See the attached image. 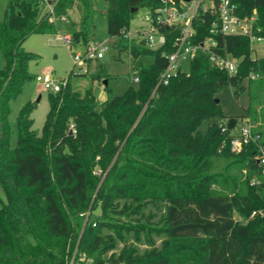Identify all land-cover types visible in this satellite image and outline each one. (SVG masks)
<instances>
[{"label":"trees","instance_id":"16d2710c","mask_svg":"<svg viewBox=\"0 0 264 264\" xmlns=\"http://www.w3.org/2000/svg\"><path fill=\"white\" fill-rule=\"evenodd\" d=\"M106 1L107 33L120 37L119 48L134 57L138 85L99 108L91 87L80 92L68 80L48 92L41 132L33 128L36 103L20 109L12 146L11 104L37 76L30 63L39 55L24 41L33 33H57L60 21L69 24V48L87 47L97 10L94 0H53V9L41 14L44 0H7L0 22V184L6 196L0 264H264V172L257 160L264 147V56H252L248 35L215 34V50L239 60L237 72L200 50L184 72L159 84L167 66L163 53L172 51L176 32L163 27L168 41L156 50L121 33L140 8L160 0ZM237 2L242 16L256 12L253 34L264 39V0ZM202 18L196 42L210 35ZM145 54L154 60L140 61ZM99 67L92 80L108 78ZM225 88L249 96L245 117L257 139L239 151L232 150L233 129L222 130L228 116L219 93ZM219 158L227 160L225 167L239 165L241 183L227 192L211 187V166ZM120 241L122 250L111 252Z\"/></svg>","mask_w":264,"mask_h":264},{"label":"rangeland","instance_id":"374dc122","mask_svg":"<svg viewBox=\"0 0 264 264\" xmlns=\"http://www.w3.org/2000/svg\"><path fill=\"white\" fill-rule=\"evenodd\" d=\"M53 1V0H52ZM7 0H0V22L4 18V9ZM97 14L95 16V27L93 30V41L96 45L105 44L109 47L103 58L90 62L80 61L75 62L73 53L84 51L86 47L72 46L69 48L68 43L64 39L69 32V24L66 22H58L59 30L54 34L33 33L23 43L26 50L32 51L39 55V58L31 61L30 71L32 74H40L51 72L54 78L58 81H68L73 89L80 92L85 91L88 87L92 88L93 94L98 102V107L103 108L104 104L113 99L115 96L122 95L130 86H137L135 81L136 70L133 67L134 57L129 51L120 49L118 44L120 37H112L107 33V1L94 0ZM50 0H44L41 5V14L50 9ZM147 10L140 8L135 18L130 24V31L142 26ZM255 15L256 12H254ZM253 47V57L264 56V39H251ZM156 50V49H152ZM144 63H151L154 60V55L145 54L139 58ZM239 60H237L238 63ZM4 65V58L0 55V69ZM104 67V73L108 74V78L92 80L91 75L99 70V66ZM87 69V72L85 71ZM107 80V83H105ZM247 81V80H246ZM245 81V83H246ZM48 92L42 88L41 84L35 79L28 80L25 83L24 91L18 98L12 102V113L9 121L12 126L11 145L17 143L18 133L16 130V119L20 109L28 102H35L36 107L33 111L34 125L33 128L41 132L47 113L49 111ZM221 100V108L223 113L229 117L236 118V126L233 129L234 133H239L240 127L245 123L246 108L249 106V96L247 91L235 96L231 88H225L219 93ZM209 121L205 120L200 125L199 130L205 132L208 128ZM73 132V131H72ZM211 166V187L216 192L230 191L234 184L239 185L242 178L239 176V168L237 163H233L225 167L227 160L219 158ZM231 178V180H229ZM228 187V188H226ZM6 200L5 193L0 184V202ZM98 211H96L97 213ZM139 248H145L147 245L143 242L130 241ZM157 245H160L158 241ZM124 244L119 242L117 248L111 252H120ZM83 259V257L81 258ZM75 264H81L76 262Z\"/></svg>","mask_w":264,"mask_h":264},{"label":"built area","instance_id":"2783aa9c","mask_svg":"<svg viewBox=\"0 0 264 264\" xmlns=\"http://www.w3.org/2000/svg\"><path fill=\"white\" fill-rule=\"evenodd\" d=\"M53 9V2H50ZM146 14L142 26L133 31L123 29L121 35L127 39H134L149 49H159L167 44L168 37L162 30L163 27H172L176 32L171 52L164 51L167 58V66L161 72L159 84L167 85L179 73L186 70V65L193 60L200 50L208 52L210 59L220 68L226 69L230 73L237 72V59L226 52L221 54L215 50L218 41L215 34L224 35H248L258 38L253 34L257 15L242 16L237 0H160V5L156 7H146ZM204 15L203 22L209 24L210 35L202 41H195L198 33L196 21ZM66 41L69 35L64 37ZM109 47L105 44L96 45L90 43L84 51L73 53L75 62L87 60H98L104 57ZM87 71V69H85ZM253 78L257 75L252 74ZM36 80L46 91H59L66 85L67 81H58L51 72L37 74ZM138 83L139 77L135 76ZM253 124L249 119L240 127L239 133H235L232 140V150L239 151L244 144L256 141L257 135L253 133ZM75 132L74 125H71ZM225 123L222 130H227ZM258 162L263 166L264 172V147H260L257 154ZM255 181H252L254 183ZM256 211L253 212L255 214Z\"/></svg>","mask_w":264,"mask_h":264},{"label":"water","instance_id":"95a60500","mask_svg":"<svg viewBox=\"0 0 264 264\" xmlns=\"http://www.w3.org/2000/svg\"><path fill=\"white\" fill-rule=\"evenodd\" d=\"M136 8H133L132 11H135ZM105 83H107V80H105ZM227 128L232 130L236 126V118L235 117H229L226 121ZM72 133V130H70V134Z\"/></svg>","mask_w":264,"mask_h":264},{"label":"crops","instance_id":"0c3cea01","mask_svg":"<svg viewBox=\"0 0 264 264\" xmlns=\"http://www.w3.org/2000/svg\"><path fill=\"white\" fill-rule=\"evenodd\" d=\"M52 0H50V2H51ZM67 35H69V34H67Z\"/></svg>","mask_w":264,"mask_h":264}]
</instances>
